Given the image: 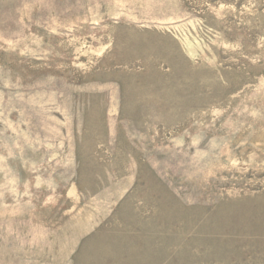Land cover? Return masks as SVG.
Returning <instances> with one entry per match:
<instances>
[{
	"label": "rangeland",
	"instance_id": "374dc122",
	"mask_svg": "<svg viewBox=\"0 0 264 264\" xmlns=\"http://www.w3.org/2000/svg\"><path fill=\"white\" fill-rule=\"evenodd\" d=\"M0 264H264V0H0Z\"/></svg>",
	"mask_w": 264,
	"mask_h": 264
}]
</instances>
